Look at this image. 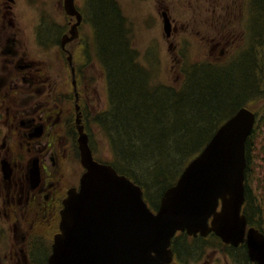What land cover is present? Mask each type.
<instances>
[{
	"label": "water",
	"instance_id": "obj_1",
	"mask_svg": "<svg viewBox=\"0 0 264 264\" xmlns=\"http://www.w3.org/2000/svg\"><path fill=\"white\" fill-rule=\"evenodd\" d=\"M64 10L76 22L64 35L63 47L79 36L83 20L75 0H64ZM163 17L169 36L172 23L166 13ZM68 60L72 65L71 55ZM73 87L77 142L85 172L79 190L70 189L64 200L48 264H171L172 241L179 232L204 237L214 233L234 246L245 242L251 261L264 264V233L248 227L242 213L246 142L256 121L253 110L242 107L221 124L152 210L140 185L111 164L95 159L82 123L75 79Z\"/></svg>",
	"mask_w": 264,
	"mask_h": 264
},
{
	"label": "trees",
	"instance_id": "obj_2",
	"mask_svg": "<svg viewBox=\"0 0 264 264\" xmlns=\"http://www.w3.org/2000/svg\"><path fill=\"white\" fill-rule=\"evenodd\" d=\"M86 4L85 15L94 25L92 46L108 83L109 105L94 121L109 141L113 153L109 164L140 185L145 198L157 208L163 191L175 184L219 126L263 94L264 45L256 46V55L246 52L226 64L185 61L178 89L151 87L150 74L137 62L130 28L117 3L86 0ZM251 4L252 28L264 39V0H252ZM253 132L246 142L244 213L249 224L264 233V198H254L249 173ZM153 185H158V199L150 194ZM182 236L185 241L187 235ZM178 238L175 249L183 243ZM188 246L185 243V248Z\"/></svg>",
	"mask_w": 264,
	"mask_h": 264
},
{
	"label": "flooded vegetation",
	"instance_id": "obj_3",
	"mask_svg": "<svg viewBox=\"0 0 264 264\" xmlns=\"http://www.w3.org/2000/svg\"><path fill=\"white\" fill-rule=\"evenodd\" d=\"M26 1L32 4L33 0ZM192 1L195 2L190 0V3ZM201 1L196 0L197 3ZM212 1L220 4L223 0ZM156 2L164 3L163 0ZM18 6L17 0H0V264H48L53 239L59 231L64 200L70 189L79 190L85 169L78 157V137L74 136L77 111L75 109L74 119L67 115L65 108L66 79L50 75L46 59L35 55L32 47H49L51 37L57 42L56 54L59 59L67 60L72 84L75 79L79 96L77 74L80 67L75 63V53L68 46L80 38V26L79 36L64 47L62 40L69 30L61 34L65 28L59 25L52 28L56 30L54 33H50L51 28L46 25L43 14L36 21L27 19L29 23L24 24L29 31L24 35L22 13ZM159 10L162 19L163 13H166L177 30L176 18L167 9L159 7ZM70 55L72 65L68 60ZM20 77L29 80L30 88L20 90L22 96L18 102L15 94L18 88L14 86V81ZM36 86V93H30L26 98L29 89ZM79 100L80 96L78 104L86 130L85 113L89 103L86 96L84 105ZM69 127H72L74 135L67 130ZM94 157L97 159L95 154ZM71 164L76 166L75 169H71ZM248 227L254 226L248 221ZM55 229L51 240L47 241ZM187 238L192 242L206 241L197 244L199 248L204 247L207 240L220 241L214 233L206 237L188 235ZM175 242L176 237L172 242V264H180L182 258L179 260L178 256L186 257L187 248L182 243L175 249ZM222 244L219 243L220 246ZM223 250L231 257H237L235 254L242 250L246 264H257L251 261L245 242L238 246L223 244ZM234 261L240 264L239 259L235 258Z\"/></svg>",
	"mask_w": 264,
	"mask_h": 264
},
{
	"label": "rangeland",
	"instance_id": "obj_4",
	"mask_svg": "<svg viewBox=\"0 0 264 264\" xmlns=\"http://www.w3.org/2000/svg\"><path fill=\"white\" fill-rule=\"evenodd\" d=\"M114 1L127 20L130 28L131 45L137 52V62L141 68L148 70L151 87L165 85L178 89L183 81L182 65L185 61L188 63L209 61L215 65L226 64L237 58L240 59L242 55L246 56V52H252L256 55V46L264 45L263 37H258L252 28L253 23L250 20L249 13L252 0H223L220 4L212 0H202L199 3L196 0L191 3L190 0H188L189 3L187 0H178L177 3H173L171 0H163V4H157L156 0ZM17 2L19 12L22 13L24 35L26 31H29V28L25 26L26 22L29 23L27 19L33 18V21H36L42 17V14L46 25L51 28L49 29L50 33H54L56 30L53 29L59 27V25H64L65 29L61 33L63 34L76 22L75 16H70L65 12L64 0H33L32 4H27L26 0H17ZM75 4L77 9L85 16V19L79 25L80 38L68 46L75 53V63H78L80 67L77 74L79 103L84 105L86 96L89 103L88 110H86L87 114L85 113L86 132L90 137V145L96 158L104 163H110L113 153L109 141L94 121L99 111L107 109L109 101L108 83L104 67L101 65L92 46L95 32L92 20L85 15L88 11L86 0H75ZM159 7L167 9L176 18L177 30L172 25L169 36L164 31ZM33 21L31 23H34ZM29 34L31 36V31ZM30 44L34 45L33 43ZM49 45V47L43 49L32 47V51L35 55L46 59L50 75L54 74L56 75L55 78L64 77L66 79L64 88L66 93L64 97L65 108L67 115L75 119L74 103L76 102V96L68 62L66 59L58 58L56 54L58 45L52 37ZM221 50L223 51L221 52ZM14 86L18 88L15 94L16 100L20 102L22 96L20 90L25 87L30 88L29 80L20 77L14 81ZM36 90L37 86L31 90L29 89L26 98L30 93H36ZM248 107L256 112L257 116L253 136L251 137L253 144L249 171L250 180H252L251 188L254 189V198L260 197L262 199L264 198V91ZM73 126L75 128V124ZM67 130L71 135L75 132V135H73L76 138L78 137V135L76 136V129L74 132L72 127ZM71 152L73 153V150ZM75 167L71 164L72 170ZM153 186H151L152 191H150V194L154 199H158L160 194L156 191L158 185ZM146 201L150 207L154 208L148 199ZM160 201L158 204H160ZM262 217L264 216L262 215ZM56 230L51 232L47 241L51 240ZM180 236H178V239L182 241L184 236ZM218 238L220 244H227L220 237ZM186 240L188 242H185ZM185 241H182L183 245L193 243L189 238H185ZM219 243L216 240L212 242L207 240L204 247L199 248L196 244L189 245L186 249V257H183L180 253L182 258L180 264H239L234 261L235 258L239 259L240 264H246L242 250L235 254L237 257H231L223 250V244L220 246ZM49 245L47 244V246Z\"/></svg>",
	"mask_w": 264,
	"mask_h": 264
}]
</instances>
